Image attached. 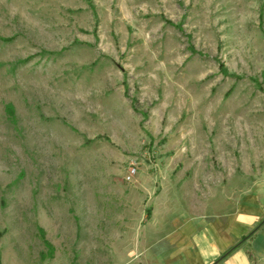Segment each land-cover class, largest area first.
I'll use <instances>...</instances> for the list:
<instances>
[{"label": "rangeland", "instance_id": "1", "mask_svg": "<svg viewBox=\"0 0 264 264\" xmlns=\"http://www.w3.org/2000/svg\"><path fill=\"white\" fill-rule=\"evenodd\" d=\"M249 193L264 0H0V264H177L148 248L175 215Z\"/></svg>", "mask_w": 264, "mask_h": 264}, {"label": "crops", "instance_id": "2", "mask_svg": "<svg viewBox=\"0 0 264 264\" xmlns=\"http://www.w3.org/2000/svg\"><path fill=\"white\" fill-rule=\"evenodd\" d=\"M263 216L264 203L254 193L245 194L226 216H208L199 222L175 215L168 232L154 236L148 248L153 256L169 254L177 264H252L241 242L235 250L226 252L248 236Z\"/></svg>", "mask_w": 264, "mask_h": 264}, {"label": "trees", "instance_id": "3", "mask_svg": "<svg viewBox=\"0 0 264 264\" xmlns=\"http://www.w3.org/2000/svg\"><path fill=\"white\" fill-rule=\"evenodd\" d=\"M247 236H244L243 238H242V240H244L245 238H246ZM241 240V241H242ZM241 241H239L237 244H235V245H233L226 253H230L231 251H233V250H235L239 245H240V242Z\"/></svg>", "mask_w": 264, "mask_h": 264}, {"label": "built area", "instance_id": "4", "mask_svg": "<svg viewBox=\"0 0 264 264\" xmlns=\"http://www.w3.org/2000/svg\"><path fill=\"white\" fill-rule=\"evenodd\" d=\"M134 173H136V168H133V169H132V171H131V173H130V175H129L128 178H130V176H132V174H134Z\"/></svg>", "mask_w": 264, "mask_h": 264}]
</instances>
